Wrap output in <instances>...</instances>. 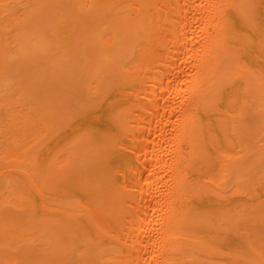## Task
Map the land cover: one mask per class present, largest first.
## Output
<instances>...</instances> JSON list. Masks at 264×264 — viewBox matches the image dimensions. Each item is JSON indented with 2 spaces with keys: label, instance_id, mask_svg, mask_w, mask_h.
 Instances as JSON below:
<instances>
[{
  "label": "bare ground",
  "instance_id": "bare-ground-1",
  "mask_svg": "<svg viewBox=\"0 0 264 264\" xmlns=\"http://www.w3.org/2000/svg\"><path fill=\"white\" fill-rule=\"evenodd\" d=\"M25 3L0 0V34L20 29L0 41V93L49 68L0 95V212L24 214L0 213V257L17 253L0 264H264V0H71L37 30ZM40 77L62 87L38 106Z\"/></svg>",
  "mask_w": 264,
  "mask_h": 264
},
{
  "label": "rangeland",
  "instance_id": "rangeland-1",
  "mask_svg": "<svg viewBox=\"0 0 264 264\" xmlns=\"http://www.w3.org/2000/svg\"><path fill=\"white\" fill-rule=\"evenodd\" d=\"M20 1H22L23 2V4L26 2L25 0H20ZM39 1V3H40V1H41V5H42V7H41V10H40V12L38 13L37 12V8H38V6L39 5H37V2ZM40 5V6H41ZM63 5H66V6H70L71 5V0H32V3H25V8H27V10H26V12L23 10H21V11H19L18 13L19 14H21V13H23L24 14V12H25V18H26V21H27V26H28V28H34V29H41V27L44 25V26H46V25H49L48 23L45 25V22H43V23H41L42 22V20H43V18H45L44 16H46L45 14H46V12L44 11V10H46L47 8H49V7H51V6H55V7H60V6H63ZM6 9H8L9 11H11V10H15L16 8L14 7H10V6H8ZM49 10V9H48ZM55 10H57V9H54V11ZM58 12V11H57ZM57 12H56V14H57ZM38 13V14H37ZM34 14H37L36 15V17H35V19H31L33 16H34ZM46 19V18H45ZM44 19V20H45ZM52 19V18H51ZM46 21V20H45ZM47 22V21H46ZM53 24H56V23H54V22H52V25ZM61 25L63 26L64 25V23L62 22L61 23ZM262 26H264V23H262ZM11 29V28H10ZM43 29H45V28H43ZM45 31H48V27H47V30L45 29ZM20 32V29L18 28H12V32L10 33V35H4V34H0V41H3L5 38H7V37H9V36H16V35H18V33ZM43 32H44V30H43ZM42 32V33H43ZM45 34V33H44ZM47 34H50V31L49 32H47ZM47 34H45V35H47ZM51 35V34H50ZM50 35H47L49 38H47L46 36H44L45 37V41H49L51 38H53V36H50ZM254 39V38H253ZM258 39V38H257ZM257 39H254V40H257ZM50 41H52V39L50 40ZM49 41V42H50ZM50 44V43H49ZM48 45V44H47ZM246 57H243V60H244V62H247L246 61V59H245ZM38 60H40V59H36V61L34 60V62L33 63H35V64H37V66L38 67H34L35 65H32V63L30 64L31 65V67L29 68V69H27V70H23V69H25V67H27V64L25 65V66H23V67H21V66H19V67H21L20 69H19V67H18V69H16L15 67H14V69H13V71H15V69L17 70V72L16 73H14V72H12V73H9L10 74V76L7 74V77H9V79H10V81H11V86L13 85V83H14V86H12V87H9L10 89H9V91L7 92V94H9L10 92H12L11 94H9V96L11 95L12 96V98L14 99V98H17V97H19V96H21V94H17V93H15L14 92V89H17L16 90V92H18V91H20L19 89H21V88H18V87H20V85H19V83L21 84V86H23V87H28V84L30 83H28V81L30 80H32V79H34V78H30V77H28V76H26L30 71V74H32L33 72L34 73H40L44 68H45V70L47 69V68H49L48 66H47V64H49V63H45V66H44V68H43V63L42 64H40V62L42 61H40L39 63H38ZM248 60V59H247ZM262 62H264V61H262ZM248 63L250 64V66L252 67V68H254V63H253V61H248ZM38 64H40V65H38ZM260 65H261V67L262 68H264V66H262V63H259ZM246 65H248V64H246ZM259 65V66H260ZM42 66V67H41ZM249 66V65H248ZM47 67V68H46ZM32 69V70H31ZM33 71V72H32ZM39 71V72H38ZM10 72V71H9ZM26 73V74H25ZM33 73V74H34ZM21 74H22V76H21ZM24 76H26V77H24ZM26 78V79H28V80H24V79ZM41 79H36L35 81L36 82H38V80L40 81V82H38L37 83V86L35 85L34 87H35V89H37L38 90V94H37V104H38V106H40V104L42 103H45L46 104V102H48L47 104H49L50 103V100L49 99H47V100H45L46 98H48V97H45L46 95L48 96V95H52V96H55V95H57L58 93H61V88H59L60 87V85H61V81H59V80H52V81H46L45 79H43L42 80V78L43 77H40ZM17 79H18V81H17ZM34 81V80H33ZM17 82H19V83H17ZM48 82V83H47ZM51 82V83H50ZM56 82V83H55ZM58 82V83H57ZM53 84H55L54 86H53ZM9 85H10V83H9ZM61 87H62V85H61ZM22 89H24V88H22ZM13 90V91H12ZM18 93H20V92H18ZM7 94L6 93H0V95H5L4 96V99H10L9 98V96H7ZM14 94H16V95H14ZM8 97V98H7ZM39 97H42V98H45V99H42V100H38V99H41V98H39ZM21 98V97H20ZM1 100H3V99H1ZM44 101V102H43ZM21 105L23 104L22 102H19ZM20 105V106H21ZM25 105V104H24ZM29 106H30V104H29ZM21 107H23V108H25V107H28V106H21ZM50 107V106H49ZM1 109H3V108H1ZM18 109V108H17ZM21 108L19 107V110H20ZM74 109V108H73ZM46 111L48 110L49 111V109L48 108H46L45 109ZM5 113V111L3 110V111H0V124L2 123H4V125L6 124V123H8L7 122V120L9 119L8 118V116H6V114H8L7 112H6V114H4ZM17 113V112H16ZM73 113H76V110L74 109L73 110ZM3 116H5V117H3ZM47 118V117H46ZM75 118V117H74ZM6 119V120H5ZM45 119V118H44ZM44 119H42V124L45 126V125H48V121H45L44 122ZM48 119V118H47ZM3 120H5V122L3 121ZM72 121L71 122H69V120H67L68 122H66V123H70V124H73V121L75 120V119H71ZM65 123V124H66ZM1 124V126H4V125H2ZM64 124V125H65ZM67 125V124H66ZM80 127V126H79ZM79 127H78V130H79ZM66 129H67V127H66ZM70 129H73V128H70ZM81 129H83V128H81ZM67 132H69L70 130H66ZM80 131H78V133H79ZM82 132H83V130H82ZM70 133V132H69ZM77 133V132H76ZM79 134H81V133H79ZM79 134H77V135H79ZM77 135H75V134H73L72 136L73 137H75V136H77ZM54 134L52 135V134H48L47 136H46V138H44L39 144H37V145H39V146H36L35 147V150H34V152L37 154L36 156H38V159H39V161H38V159H37V161H38V163H42V161H45V162H47V161H49L50 159H52L53 158V147L54 146H52V145H54L53 143V141H54ZM70 138H71V136H70ZM261 144V143H260ZM259 144V145H260ZM1 147H3V145L1 144V146H0V148ZM38 147V148H37ZM2 149V148H1ZM0 149V150H1ZM37 150V151H36ZM41 157V158H40ZM37 158V157H36ZM41 161V162H40ZM44 163V162H43ZM1 166H4V165H6V164H3L2 162H1V164H0ZM7 165H9L8 167L7 166H5V168L6 169H8V168H11V166H10V164H7ZM2 168H4V167H1L0 169H2ZM12 175H10V174H8V177L12 180V184H11V186H10V188H9V194L11 195V197L12 198H17L18 199V197L23 201V202H31L32 204H33V206H34V208H33V217L34 218H36V219H40V218H43V212L41 211V210H38L37 208V206L39 205V199L34 195V193H32L31 192V190H29L28 189V186L26 185V183H25V180L20 176V175H15L14 173H11ZM260 184V185H259ZM259 184H257V185H254V187L256 186V189H255V191H256V194L261 198V199H264V179H262V181L259 183ZM253 186V185H252ZM253 187H251V189H252ZM73 193V192H72ZM20 201V200H19ZM1 213V215L2 216H6V215H9V216H14L15 218H17L18 219V217H20V216H23L24 214L23 213H21V212H15V211H10V209H6V210H4V211H1L0 212ZM48 218V217H47ZM10 220L8 219L6 222H9ZM256 229H257V227H256ZM257 230H260L259 228L257 229ZM259 233H261L262 234V232H259ZM42 246L41 245H37L35 248H41ZM16 248L15 247H11V248H9V251H7L6 252V254H2L1 255V257L0 258H6V259H10V258H15L16 256H17V253L15 252L16 250H15ZM2 256H4V257H2ZM34 259V258H33ZM17 261H11L9 264H15Z\"/></svg>",
  "mask_w": 264,
  "mask_h": 264
}]
</instances>
